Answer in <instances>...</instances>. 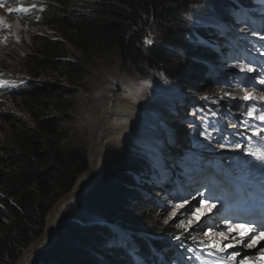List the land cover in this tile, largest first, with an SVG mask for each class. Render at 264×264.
I'll return each mask as SVG.
<instances>
[{
  "label": "trees",
  "instance_id": "trees-1",
  "mask_svg": "<svg viewBox=\"0 0 264 264\" xmlns=\"http://www.w3.org/2000/svg\"><path fill=\"white\" fill-rule=\"evenodd\" d=\"M52 1L54 6L45 2L49 13L39 24L49 28V38L33 36L41 50L32 55L29 66L36 78L58 76L68 88L43 92L42 86L30 84L19 93L30 100L34 124L15 135L11 148H3L9 166L0 174V191L9 201L0 198V216L6 221L0 225V264H96L89 252L116 233L99 222L117 218L134 236L158 235L157 247L170 254L166 244L172 241L162 236L185 243L180 239L185 233L156 223L153 215L162 212L168 200L143 201L133 213L129 210L132 174L144 170L145 157L126 159L104 142L119 129L118 123L147 121L160 95L157 78L197 93L215 89L205 64L217 56L215 51L209 54L212 48L192 43L191 27L196 26L197 35L218 36L217 19L207 25L197 20L190 26L186 18L197 6H210L222 15L237 1L248 5L249 0ZM149 27L158 44H147L156 37L148 38ZM233 31L246 32L239 26ZM7 89L0 85V90ZM42 104L48 107L44 116L34 111ZM213 109L204 102L183 118L176 115L190 149L208 153L218 144L221 134L211 119ZM102 127L106 139L101 143ZM157 151L154 147L152 152ZM126 195L128 200H123ZM122 251L112 252V262L118 264Z\"/></svg>",
  "mask_w": 264,
  "mask_h": 264
},
{
  "label": "rangeland",
  "instance_id": "rangeland-1",
  "mask_svg": "<svg viewBox=\"0 0 264 264\" xmlns=\"http://www.w3.org/2000/svg\"><path fill=\"white\" fill-rule=\"evenodd\" d=\"M258 2H262L263 4L256 5L254 3L250 10H246L247 18L254 20L255 16L259 14L264 16V1L258 0ZM232 12H234V9L232 10L227 8L223 16H225V18L228 17V19H226L225 22H220L217 17H221V15L215 13L212 10V7L197 6L193 8L192 14L190 16H187L186 21L189 22L190 26H192L193 22L197 23V20L207 25L209 23H214V21H216L217 19L216 24L226 25L230 23L231 29L236 27L237 25L239 27H243L244 22L242 23L241 20H236L235 24H233L234 21H229V15ZM211 26L215 27L214 25ZM194 28H196V26L191 27V32L194 35L191 41L192 43L194 42L193 44L195 46H205L208 49L212 48L209 54H212L213 51H215L216 54L222 57V61H224V59L232 60V58H230L229 56L233 55V51H231V49L225 48L227 38L232 37H227L224 33L214 30L218 36L209 35V38L208 36H202L200 34L197 35ZM151 29L153 30V27L148 28V38L149 35L154 34L156 37L151 36L149 40H151L155 44H158V42L154 41L155 39H157V35ZM49 32V28L47 27H40L38 25H25L24 29L21 31V38L19 41V43L21 44L14 47L12 50H9L5 55L2 56V59L5 62L4 65L6 67L3 68L2 71L5 72V75L7 73L9 74V77L4 80V84L9 89L0 91V116H5V118H0V125L3 126L0 127V174L2 172H8L9 166V163L7 162L8 157L6 155L2 156V153L4 152L3 148H11V143L15 135L23 132L27 127H33L34 124V118L31 112L32 109L29 105L30 100L25 99L26 97L24 94H22L23 97H20L19 95V93H22L21 89H24L27 85L24 84L27 82L28 78L29 85H36L37 89L42 86L43 92L48 90L49 87L53 89L57 87L64 89L63 86H65L66 88H68L65 83L58 78V76H49V78L47 79L46 77L48 75H43L41 78H36L30 71L32 67L29 66V62L33 59L32 55H35L36 51L39 55L41 50L38 47L40 45V42L34 39L33 34H35L34 36L41 35L48 36L49 38ZM73 49L75 53H79L77 51L78 49ZM73 49L71 50L72 52ZM171 51L174 52V50ZM235 52L238 55L240 53L237 50ZM211 67L214 74H217L219 72V70L214 66ZM225 70H229V68H223L222 71ZM209 74L213 76V74L210 72V68ZM227 76L229 79V85L223 83V81L227 80V78H220L219 81H216L214 79L213 84L219 85H217L215 89L207 90L204 93L193 92L192 90L187 89L184 86H179L178 83H170L169 81L164 79V77L160 76L161 78H157L154 82L155 85L160 87V95L158 97V100L156 101L157 107L151 110L152 113H150V115L146 117L147 121L135 124L118 123L116 125V128L118 129L119 127V129L115 133L113 132L112 135L108 133L111 135V139L110 141L104 142L106 147L113 149V151L119 150L118 153L126 156V159L129 158V160L135 161L137 159H142L141 157H146L147 164L145 165L144 170L139 173L132 174L134 183L129 186L130 190H132L131 194L133 197L132 207L129 208L131 213L134 212V206L142 203L143 201H145L147 204H151V202L162 203L161 201H164L163 195L160 196L158 200H153L154 194L152 192H149V187H156L155 184L157 183V178L154 177V173L156 171L154 154L165 152V160L163 166L165 168H170L169 172H167V174H169L171 172V169H173L175 164H177L175 163V157L184 155L188 152V149H190L185 129L180 128L178 123H176V115L178 116V119L183 118L185 115H189L191 109L195 108L197 104L204 102L215 103L212 106L214 107L212 111L215 112V108L218 107L219 104L225 105L226 100L230 101V99L232 98L233 100L238 99V104H241V102L246 101V99L243 98L245 95H250L253 98L264 97L259 89H257V91L251 89H242L241 91H239V89L233 88V83L230 81L232 77L229 76V74ZM21 86L23 87L18 90V88H20ZM102 100L103 99H99L100 102H102ZM262 101H264V99H262ZM261 104L264 105V103L262 102ZM42 105L43 106L38 109L34 108V111L37 113H41V115L44 116V114L47 113L46 108L48 107H45L44 104ZM167 109H171L170 112H167ZM160 111L164 112L168 116V118H166L165 115H161L162 113ZM164 121L166 122L165 125L163 124ZM102 129L103 127L100 129L101 134L99 138V142L101 143L103 142V139H106V135L105 133L103 134L104 130ZM246 133L247 139H242V144H246L247 140L250 144L255 143V140L257 139V136L254 135L255 131L247 130ZM163 140H165V142H163ZM155 141H157V144L155 143ZM154 147L158 148L157 153L152 152ZM128 149L130 151H128ZM219 156L225 159L229 156V154L223 152ZM238 171V169L237 171H233L235 173L233 175V179L234 177L240 176V173ZM224 177L225 174H222L221 178ZM164 181L171 182V180ZM127 196L128 195L123 196V200H125ZM0 198L2 200L9 201L8 196H6L1 191ZM167 203L168 204H166L164 201L163 211L155 212L156 214L153 216L156 219V223H160L162 225L168 223L171 228L178 230L179 234H183L182 230H187L190 233L191 237H195L196 239H204V242L207 243V245H209L210 247H213L212 245L216 244L217 247L214 248L218 250H220V248H224L223 251H226V245L231 244L232 246H234L235 252L240 253V257L249 255V259L256 258V255L259 253L258 249L264 245L262 241H259V243L255 247H252L253 250H250L251 248L246 247L243 243H241V241H248L247 237H240V235L236 231L230 232L228 231L229 228L222 227L221 225H216L217 227L214 225L208 226L207 220L213 218L211 214L203 215L199 220H197L193 215L195 210L199 207L201 212L204 211V208L201 207L202 203L200 201H183L182 203L178 204L177 202L170 199ZM181 204H183L184 206L180 207ZM0 207H2V202H0ZM94 219L95 218L93 217V220ZM188 221H192V223L188 224ZM5 224L6 221H3L2 216H0V225L4 227ZM110 226L116 228L117 233H121L120 230L123 229L121 218L114 219ZM205 233H207V235H205ZM221 233L223 235H221ZM131 235L133 234L130 231H127L123 236L118 238V242H114L113 238H111L110 241H105L101 246H98L97 244V251H91L89 252V254L96 257H92L94 261H97L96 264H115L114 261L112 262L110 257L112 252L115 253L120 248H133L135 249L134 252L137 253V245L133 242V240H131ZM225 237H227V239H225ZM166 239H168L169 241L171 240V238L169 239L165 237V241ZM142 242L140 245H142ZM147 246L150 247L149 244ZM110 249H112L113 251ZM177 250L183 251L181 246L177 247ZM106 254L108 256L105 258ZM230 258H232V255H230Z\"/></svg>",
  "mask_w": 264,
  "mask_h": 264
},
{
  "label": "clouds",
  "instance_id": "clouds-1",
  "mask_svg": "<svg viewBox=\"0 0 264 264\" xmlns=\"http://www.w3.org/2000/svg\"><path fill=\"white\" fill-rule=\"evenodd\" d=\"M44 1H49V5L54 6V4H52V0H15V2H13V0H5L4 6L0 7V17L4 18V23L0 24V81L5 83L4 80L9 77L8 73L5 75V72L2 71L3 68H6L2 56L9 50H12L14 47L21 44L19 43L21 31L24 29L25 25L39 26L42 16V20L44 22V16L49 13V7H44ZM33 5H35L34 8L32 7ZM20 7L28 8L29 11L27 13L16 12L12 14L8 11L10 8L16 9ZM34 35L35 34H33V36ZM4 83L2 86L5 87L6 85ZM24 85H26L24 89H27L29 86V78ZM23 86L18 88V90Z\"/></svg>",
  "mask_w": 264,
  "mask_h": 264
},
{
  "label": "bare ground",
  "instance_id": "bare-ground-1",
  "mask_svg": "<svg viewBox=\"0 0 264 264\" xmlns=\"http://www.w3.org/2000/svg\"><path fill=\"white\" fill-rule=\"evenodd\" d=\"M44 4H45V2H44ZM233 10V9H232ZM257 52H264V50H258ZM233 60V59H232ZM232 100H233V98L232 99H230V101L228 102V103H232ZM238 101V99H234V101ZM215 112H214V115L211 117V119H213V123L215 122V121H217L216 119H215V116H217V114L219 113V114H221V113H223L224 115L222 116V117H218V121H217V123H216V125L218 126H214L215 127V129L221 134V137H220V140H221V142L220 143H218L217 145H214L215 147H214V149L213 150H211V153H213L212 154V156H214V157H218L219 158V160H222V161H224V158H221L219 155L220 154H222L223 152H226L227 154H229V155H232L231 156V158H233V160H232V162H234V164L235 163H237L238 164V162H239V160H238V157H243L244 158V156H250V155H248V154H246V155H244L245 154V152H246V150H245V146L243 145H240V147H237V145L238 144H236L233 140H234V138L236 137V136H238V134H236V135H232V136H230V135H225L226 134V132L227 131H229V121H231V120H229V118L227 117V115H228V112H229V108H228V104L225 106V105H222V104H219V106L218 107H216L215 108ZM263 113H264V110H263ZM255 130V132L257 131V129H254ZM3 131V130H2ZM259 138H260V144L258 145V147H257V149L258 150H260V151H264V133H262L260 136H258ZM259 142V141H258ZM222 144H225L224 146L222 145ZM256 145V144H255ZM257 146V145H256ZM239 150V152H236V150ZM258 152V156H260L262 153L261 152ZM252 155V154H251ZM249 158H251V157H248L247 158V160L249 159ZM227 159H230V156H228L227 157ZM246 159H244V161H245ZM251 160H253L252 158H251ZM244 161H242L239 165H243L244 164ZM257 161H258V159H257ZM262 163L264 164V161H262ZM210 164H212V161H210ZM256 165V164H255ZM237 165L235 164V166H233V167H236ZM253 168H260L258 165H256V166H253ZM234 170H236L237 171V168L236 169H233V171ZM242 170V169H241ZM257 170V169H256ZM243 171L244 172H247L248 170L246 169V167L245 166H243ZM263 171H264V168H263ZM169 172V171H168ZM233 174H235L234 172H233ZM173 180H174V182L175 183H177L178 182V180H177V178H176V176L175 175H173L172 174V172H170L169 174H168ZM202 179H200L199 181H201ZM161 183H168L167 181H164V180H162V182ZM225 186V185H224ZM223 186V187H224ZM185 188H186V186H185ZM149 192H152L153 194H154V196H153V200H158V198L160 197V195H157V194H161L160 192H159V190L156 188V187H152V186H150L149 187ZM156 193V194H155ZM161 196H162V194H161ZM180 200H183V201H188V199L186 198V196L184 195V193L181 195V197H180V199H179V203H180ZM143 203V202H142ZM151 203H153V202H151ZM159 205V204H158ZM217 224L219 225V222H217ZM165 238V237H164ZM170 239V238H169ZM180 239H183L184 240V238H182V237H180ZM179 239H177V240H170V241H172L173 243H177V244H179L180 242H181V244H184L183 242H182V240L181 241H178ZM180 244V246L181 247H185V246H183V245H181ZM196 252H198V249L197 248H195L194 249V253H196ZM167 258H168V256H166ZM141 263V262H140ZM163 263H164V261H163ZM143 264V263H142ZM165 264H171V258L170 259H168L166 262H165Z\"/></svg>",
  "mask_w": 264,
  "mask_h": 264
},
{
  "label": "snow or ice",
  "instance_id": "snow-or-ice-1",
  "mask_svg": "<svg viewBox=\"0 0 264 264\" xmlns=\"http://www.w3.org/2000/svg\"><path fill=\"white\" fill-rule=\"evenodd\" d=\"M4 2L5 0H0V7L4 6ZM13 2H15V0H13ZM33 8L35 7V5L32 6ZM10 14L12 13H16V12H21V13H27L29 11L28 8L25 7H20V8H16V9H9L8 10ZM4 23V18L0 17V24ZM10 27V25H9ZM147 43H152L151 40L147 41ZM241 70H244L245 67H247L246 65H241ZM247 70L250 72H255L256 69L255 68H251V67H247ZM4 82L0 81V85H2ZM260 84H264V79H261L259 81ZM246 100H251L253 99L252 96L250 95H245L243 97ZM261 99H264V97H261ZM253 112H255V109H253ZM252 113H249V115H251ZM257 119H260L261 121H264V113H262L261 115L256 117ZM262 133H264V128H258L257 131L254 133L256 136H260ZM237 147H240V145H237ZM257 159L264 161V154H261L260 156L257 157ZM184 205L181 204L180 207H183ZM201 207L204 208V211L201 212L200 208L198 207L195 212L193 213V215L196 217L197 220H199L201 218V216L209 214L212 212V210L216 207V205L214 203H210L207 201H203L201 204ZM192 221H188V224H191ZM228 231H236L241 237H248V241H241V243L244 244V246L252 248L255 247L259 241L264 240V226H258L255 221L250 222L249 224L246 225H240V226H233V225H229V229ZM252 234V235H250ZM205 235H207V233H205ZM221 235H223L221 233ZM193 239H195V237H193ZM225 239H227V237H225ZM213 247H217L216 244L212 245ZM225 247H232L231 244L226 245ZM224 248H220V251H223ZM258 251L261 253L260 256L257 257V261H259V264H264V246H262L261 248L258 249ZM240 255L239 252H234L232 254V259L235 260L236 257H238ZM240 264H244V260L240 261Z\"/></svg>",
  "mask_w": 264,
  "mask_h": 264
}]
</instances>
